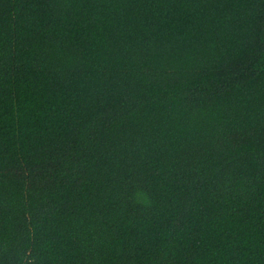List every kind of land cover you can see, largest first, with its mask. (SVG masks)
<instances>
[{
  "label": "trees",
  "instance_id": "1",
  "mask_svg": "<svg viewBox=\"0 0 264 264\" xmlns=\"http://www.w3.org/2000/svg\"><path fill=\"white\" fill-rule=\"evenodd\" d=\"M0 264H264V0H0Z\"/></svg>",
  "mask_w": 264,
  "mask_h": 264
}]
</instances>
